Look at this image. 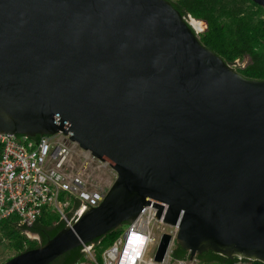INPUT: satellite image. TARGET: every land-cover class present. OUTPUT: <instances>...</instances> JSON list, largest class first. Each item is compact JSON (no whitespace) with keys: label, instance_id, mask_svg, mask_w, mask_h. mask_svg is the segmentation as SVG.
Instances as JSON below:
<instances>
[{"label":"water","instance_id":"95a60500","mask_svg":"<svg viewBox=\"0 0 264 264\" xmlns=\"http://www.w3.org/2000/svg\"><path fill=\"white\" fill-rule=\"evenodd\" d=\"M59 131L116 179L99 205L3 264H50L146 205L179 226L190 259L264 263V80L204 46L169 0H0V134Z\"/></svg>","mask_w":264,"mask_h":264},{"label":"built area","instance_id":"2783aa9c","mask_svg":"<svg viewBox=\"0 0 264 264\" xmlns=\"http://www.w3.org/2000/svg\"><path fill=\"white\" fill-rule=\"evenodd\" d=\"M110 162L59 131L37 137L0 134V231L6 219L16 216L18 226H32L45 212L55 211L72 225L86 207L97 206L111 186L105 178ZM157 208L146 205L126 230L102 253L83 244L89 264H203L198 257L175 258L179 226L157 218ZM171 241L164 258L156 259L163 234ZM225 264H251L237 256ZM249 261H247V260Z\"/></svg>","mask_w":264,"mask_h":264},{"label":"trees","instance_id":"16d2710c","mask_svg":"<svg viewBox=\"0 0 264 264\" xmlns=\"http://www.w3.org/2000/svg\"><path fill=\"white\" fill-rule=\"evenodd\" d=\"M169 1L184 17L191 15L198 20L206 21V29L198 33L204 46L231 65H235L237 60L246 56L250 57L248 64L243 67L237 66L236 70L247 78L264 80V8L261 5L253 0ZM16 220V216L6 219L0 231V241L7 239L9 243L5 247L15 252L11 257L46 243L65 227V222L55 211L45 212L44 216L32 226H18ZM26 230L38 233L40 238H30L25 233ZM123 232V226H120L92 242L99 260L103 250ZM188 253V250L176 243L173 249L175 258H184ZM198 258L203 264H225L238 260L237 256H223L212 250L204 251L198 255ZM87 260L83 246H78L65 252L50 264H81ZM251 264L264 263L255 260Z\"/></svg>","mask_w":264,"mask_h":264},{"label":"rangeland","instance_id":"374dc122","mask_svg":"<svg viewBox=\"0 0 264 264\" xmlns=\"http://www.w3.org/2000/svg\"><path fill=\"white\" fill-rule=\"evenodd\" d=\"M190 23L194 26V28L196 29V31L198 33L204 31L206 29V26L204 23H202V21H195V20H191L189 19ZM199 23H201V25H198ZM250 62V57L246 56L243 59H239L236 61L235 65H233L234 68H236L237 66H245L246 64H248ZM105 178H109L110 179V183L111 185L114 183L115 179H116V172L114 171L113 167H109V169L107 170L106 174L104 175ZM111 187V186H110ZM52 212V211H51ZM123 226V231L126 230L128 223H125L122 225ZM25 233L32 239H39L40 236L38 235V233H34L30 230H26ZM9 241L7 239H2V241H0V264H3L4 261H6L9 257H11L12 255H14V250L10 249L8 247H5L6 244H8ZM82 264H89L88 262L86 263H82Z\"/></svg>","mask_w":264,"mask_h":264},{"label":"flooded vegetation","instance_id":"af4514ba","mask_svg":"<svg viewBox=\"0 0 264 264\" xmlns=\"http://www.w3.org/2000/svg\"><path fill=\"white\" fill-rule=\"evenodd\" d=\"M186 19H187V21H189V19H191V17L189 16V15H187L186 16ZM202 21V23H204L205 24V26H206V21H203V20H201ZM189 23H190V21H189ZM191 24V23H190ZM192 25V24H191ZM193 26V25H192ZM193 28H194V26H193ZM195 29V28H194ZM196 30V29H195ZM250 259V258H249ZM250 260H252V259H250Z\"/></svg>","mask_w":264,"mask_h":264},{"label":"bare ground","instance_id":"6f19581e","mask_svg":"<svg viewBox=\"0 0 264 264\" xmlns=\"http://www.w3.org/2000/svg\"><path fill=\"white\" fill-rule=\"evenodd\" d=\"M198 25H201V23H199ZM81 215H82V214H81ZM81 215H80V216H81ZM80 216H79V217H80ZM78 219H79V218H78ZM78 219H77V220H78ZM63 221H64V220H63ZM64 222H65V221H64ZM65 226H66V223H65ZM87 244H94V243L90 242V243H87ZM94 247H95V245H94ZM104 250H105V249H104ZM104 250H103V251H104ZM87 259H88V258H87ZM6 261H7V260H6ZM6 261H5V262H6ZM87 262L89 263V260H87ZM87 262H86V263H87ZM81 264H82V263H81Z\"/></svg>","mask_w":264,"mask_h":264},{"label":"clouds","instance_id":"9594fccd","mask_svg":"<svg viewBox=\"0 0 264 264\" xmlns=\"http://www.w3.org/2000/svg\"><path fill=\"white\" fill-rule=\"evenodd\" d=\"M196 257H198V256H196Z\"/></svg>","mask_w":264,"mask_h":264}]
</instances>
